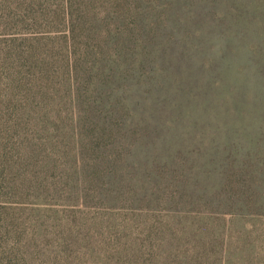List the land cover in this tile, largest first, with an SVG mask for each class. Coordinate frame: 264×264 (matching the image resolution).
<instances>
[{
    "label": "rangeland",
    "instance_id": "rangeland-1",
    "mask_svg": "<svg viewBox=\"0 0 264 264\" xmlns=\"http://www.w3.org/2000/svg\"><path fill=\"white\" fill-rule=\"evenodd\" d=\"M149 3L0 0V264H264L254 98L257 114L234 125L203 86L198 109L129 119L124 138L71 109L75 56L65 65L58 44L83 21L129 33Z\"/></svg>",
    "mask_w": 264,
    "mask_h": 264
},
{
    "label": "trees",
    "instance_id": "trees-1",
    "mask_svg": "<svg viewBox=\"0 0 264 264\" xmlns=\"http://www.w3.org/2000/svg\"><path fill=\"white\" fill-rule=\"evenodd\" d=\"M141 9L134 8L129 33L102 38L103 27L83 21L73 25L68 43L58 44L65 65L71 50L75 56L67 73L72 111L86 107V119L111 122L103 136L124 138L122 122L129 119L198 109L212 98L204 86L215 91L222 120L237 125L255 116L250 98L264 115V0H150Z\"/></svg>",
    "mask_w": 264,
    "mask_h": 264
}]
</instances>
